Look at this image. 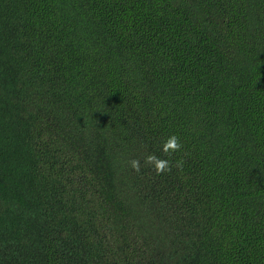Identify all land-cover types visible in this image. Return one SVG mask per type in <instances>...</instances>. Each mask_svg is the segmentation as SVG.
<instances>
[{"label":"trees","instance_id":"obj_1","mask_svg":"<svg viewBox=\"0 0 264 264\" xmlns=\"http://www.w3.org/2000/svg\"><path fill=\"white\" fill-rule=\"evenodd\" d=\"M0 264H264V0H0Z\"/></svg>","mask_w":264,"mask_h":264},{"label":"clouds","instance_id":"obj_2","mask_svg":"<svg viewBox=\"0 0 264 264\" xmlns=\"http://www.w3.org/2000/svg\"><path fill=\"white\" fill-rule=\"evenodd\" d=\"M179 147H180V145L177 142V138L175 136H172V137H169L168 140L165 142L162 150L165 153H167L169 150H176ZM145 163L152 166L158 174L166 171L169 167L167 160L159 159L154 155H149V156L145 157ZM131 167L134 170L139 171L140 162L138 160H132L131 161Z\"/></svg>","mask_w":264,"mask_h":264}]
</instances>
